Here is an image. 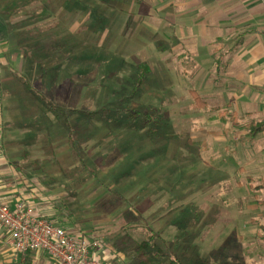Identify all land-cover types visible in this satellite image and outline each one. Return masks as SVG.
<instances>
[{"label":"rangeland","instance_id":"rangeland-1","mask_svg":"<svg viewBox=\"0 0 264 264\" xmlns=\"http://www.w3.org/2000/svg\"><path fill=\"white\" fill-rule=\"evenodd\" d=\"M0 17L11 26L8 42L20 51L24 41L39 43L44 53L32 54V69L14 61L15 71L26 70L32 83L51 70L49 97L67 114L69 108L78 111L69 119L81 140L74 152L63 118L43 116V107L23 92L22 81L6 76L4 149L24 183L42 195L39 204L48 207L49 219L86 241H99L105 248L102 264L111 263V256L113 264H137L135 249L149 236L146 226L183 264H264V242L255 236L263 233L264 206L257 201L264 194L256 199L246 185L223 186L221 174L211 188L212 145L206 144L211 113L189 94L195 90L210 101V82L195 73L193 59L203 47L198 40L179 38L171 7L160 11L153 0H0ZM10 43L4 44L7 51ZM18 55L8 53L14 60ZM140 64L150 71L133 92ZM94 111L99 115L86 117ZM230 116L224 124L237 136ZM234 144L226 142V151ZM235 154L237 163L226 164L225 179L244 183L228 167L243 166L247 156ZM154 242L147 253L156 248L167 253L165 245ZM171 257L151 262L168 264Z\"/></svg>","mask_w":264,"mask_h":264},{"label":"crops","instance_id":"crops-1","mask_svg":"<svg viewBox=\"0 0 264 264\" xmlns=\"http://www.w3.org/2000/svg\"><path fill=\"white\" fill-rule=\"evenodd\" d=\"M153 1L157 2L160 11L172 8L179 38L181 35L198 40L197 44L203 47L202 52L195 53L193 59L198 68L195 73H199V78L204 76L205 83L210 82L207 98L212 104L207 100L206 110L211 113V120L207 123L206 144L212 145L208 151L210 163L207 166L214 175L211 188L218 185L221 174V185L233 182L239 190L246 185L248 191H252L258 199V194H264V131L257 134L251 143H247L241 141L246 133L238 131L235 136L232 129L225 126L224 118L230 113L232 123V115L236 114L238 126L264 119V0ZM5 46L0 42V197L12 202L13 198L20 196L33 205L39 214L47 216L48 207L39 204V196L42 195L38 194L39 191L32 183H24L23 174L8 160L4 149L6 108L3 102V83L7 75L17 72L12 63L16 61L19 65L21 62L19 52L11 49L7 51ZM12 52H17V60L8 56ZM242 119L245 120L240 121ZM229 140L235 144L232 150L226 151V142ZM235 151L239 154L244 152L247 159L241 167L228 168H234V173L237 176L240 174L244 183L234 177L225 179L226 164L231 161L237 163ZM227 152L233 160H226ZM257 204L264 206V199L260 202L258 200ZM259 228L263 233L258 232L255 236L264 242V226L260 225ZM100 253L98 258L103 261V253ZM111 257V263L104 264H113L114 257ZM103 259L107 260L106 257ZM0 264H13L8 236L1 228ZM24 264L55 262L44 252L36 251L28 253Z\"/></svg>","mask_w":264,"mask_h":264},{"label":"built area","instance_id":"built-area-1","mask_svg":"<svg viewBox=\"0 0 264 264\" xmlns=\"http://www.w3.org/2000/svg\"><path fill=\"white\" fill-rule=\"evenodd\" d=\"M22 197L12 202L0 197V228L8 236L13 264H24L30 252H44L55 264H102L99 241L74 232L43 217ZM100 253V254H101ZM114 257V256H113Z\"/></svg>","mask_w":264,"mask_h":264},{"label":"trees","instance_id":"trees-1","mask_svg":"<svg viewBox=\"0 0 264 264\" xmlns=\"http://www.w3.org/2000/svg\"><path fill=\"white\" fill-rule=\"evenodd\" d=\"M11 33V26L8 25V23L5 22L4 18H0V42L1 44L5 43H10L8 42V38L10 37L9 34ZM20 37V35H18ZM11 45L7 44L11 50H17L19 52V55L22 56L21 63L24 65V69H32V65L36 63V60L32 54L34 52L38 53L39 55L44 54L42 53V50L40 48L39 43H31V41H24L21 48H25L22 51H20L19 48H17V44L13 42L10 43ZM45 52V50H44ZM39 69L42 68L41 65L38 66ZM22 70L14 73H10V76H15L16 78H19L22 81V87H23V92L25 95L28 97V99H32L33 101H37L40 106L43 107L44 111L42 112L43 116L46 113H51L54 115L56 120L62 119V125L64 126L66 133H67V139L72 147L74 152L78 151V143L81 142L80 137H78V132L79 130L75 127V124L73 120H69L72 115L76 114L78 111L72 108L66 109L68 110L69 114L66 113L65 108L57 103H54L53 100L49 97V94L46 90V86L52 85V80H49L48 76H51L50 71H47V75L42 74L38 75L33 82L31 83L27 74L24 72L26 70ZM139 69V75L135 81V86L133 92L138 90V88L145 82L146 76L148 75L150 68L146 64H140L138 65ZM42 70V69H41ZM46 71V70H45ZM41 73V72H40ZM193 103L200 108L201 110L206 109V102L201 99V97L198 95L197 91L191 90L189 92ZM118 111L117 113H119ZM137 112L132 114V116L136 115ZM226 116V112L224 113ZM87 118H94L96 115H99V111H94L90 113L85 114ZM75 117L74 119H76ZM147 119H149L146 116ZM232 126L237 129V131H242L245 132L246 135L244 137V141L251 143L255 136L257 134H260L264 131V119L260 122H251L248 123L244 126H238L237 123V115L233 114L232 115ZM246 139V140H245ZM111 195L115 197V199L118 201L119 204H123L127 207H132V205L123 197H121L119 194L116 192H111ZM48 219L47 216H43ZM136 217L138 219H142L140 214H137ZM51 220V219H49ZM52 221V220H51ZM54 223V221H52ZM146 233L149 235L147 240L144 241L139 245L137 249H135L138 257V263L137 264H152L151 258L155 261L160 260L161 258H165L168 254L172 255V259L169 261L168 264H183V261L181 260L180 257H178L176 254L170 253V247L168 244H166L158 235H155L149 227H145L144 229ZM157 239L158 242L161 244L165 245V251L167 253H163L159 248L155 249V253L149 254L147 253V250L151 245H154L155 242L154 240ZM130 264H136L134 262H129Z\"/></svg>","mask_w":264,"mask_h":264}]
</instances>
